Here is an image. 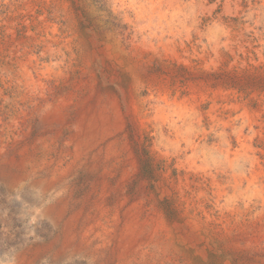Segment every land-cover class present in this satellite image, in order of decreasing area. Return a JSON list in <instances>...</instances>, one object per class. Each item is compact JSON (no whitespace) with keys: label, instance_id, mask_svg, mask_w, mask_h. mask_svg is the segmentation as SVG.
I'll return each instance as SVG.
<instances>
[{"label":"rangeland","instance_id":"1","mask_svg":"<svg viewBox=\"0 0 264 264\" xmlns=\"http://www.w3.org/2000/svg\"><path fill=\"white\" fill-rule=\"evenodd\" d=\"M0 164V264H264V0H0Z\"/></svg>","mask_w":264,"mask_h":264},{"label":"bare ground","instance_id":"2","mask_svg":"<svg viewBox=\"0 0 264 264\" xmlns=\"http://www.w3.org/2000/svg\"><path fill=\"white\" fill-rule=\"evenodd\" d=\"M104 127H105V124L103 121H100L99 123H97L93 118L87 119V121H85L82 124V133H81L82 136L79 140H77V147L79 150L85 149L84 150L85 152L82 151V154H81V151H78L77 157L83 155L84 153L87 154L88 150L94 147L95 145L94 139L96 138L99 130H103ZM13 171L9 169L8 167L6 168L0 164V181L6 184L10 189L11 188L14 189L18 184L22 183L23 180H26L33 174L37 173L35 168H32L30 170L28 169L27 171L22 170L20 172H13ZM34 184L37 186H40L43 192L56 191V193L57 192L62 193L64 191V186L63 184H61V181H56V180L40 181L39 180V181H35ZM58 199L59 200L58 201L56 200L57 201L56 203L49 205L43 210V216L46 217L50 221V223L55 227L63 223L65 219V215L67 213V208H68L67 204L61 200V197H59ZM65 228L69 229V226L67 225V227ZM67 229L65 231H67ZM81 246L82 245L78 244L77 247L74 248L73 241L72 242L71 240L67 241L66 244H64L63 249L61 248L62 250L60 251V254H56L54 258L57 259L62 255L72 254L74 252L80 253L83 251V248ZM44 254L45 253H40L35 259L33 258L34 261L32 263H28V264H34L35 262L40 260V258H42Z\"/></svg>","mask_w":264,"mask_h":264}]
</instances>
